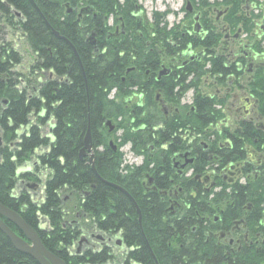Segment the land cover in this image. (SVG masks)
I'll list each match as a JSON object with an SVG mask.
<instances>
[{
  "label": "trees",
  "instance_id": "trees-1",
  "mask_svg": "<svg viewBox=\"0 0 264 264\" xmlns=\"http://www.w3.org/2000/svg\"><path fill=\"white\" fill-rule=\"evenodd\" d=\"M80 1L88 4L95 16L88 13L78 17L73 10L67 13L62 8L65 5L73 8ZM129 3L128 0L120 5L116 0H6L5 5L0 1V25L4 18L9 33L23 36L32 53V62L24 75L19 70L23 62L15 39L0 38L3 145L0 204L17 212L36 230L45 248L65 264H103L118 259L122 264H154L148 247L158 264H260V256L252 248L233 252L227 260L219 254L212 256L223 248L212 247L205 239H210L216 229L218 224H212L211 220L223 208L228 195L223 191H206L201 182L193 179L203 168V160L193 167L191 176L172 177L169 157L179 141L171 136L179 120L173 117L166 130L158 128L153 132L160 113L150 104L147 94L142 108L133 107L131 112L125 107L124 98L135 91L134 87L146 91V48L142 40L146 35L140 37L135 32L140 21L135 24L136 19L129 16ZM10 7L20 12L22 18L15 17ZM114 10L122 16L123 33L107 39L104 17ZM156 19L157 23L161 22L160 18ZM91 34L94 45L86 41ZM161 37L157 31L153 43L164 42ZM153 53L155 62L157 52ZM131 65L135 70L126 72ZM171 80L174 86L175 77ZM113 89L115 93L110 97ZM170 99L176 102L175 97ZM204 105L205 101H198L199 113ZM88 116L95 171L87 157L78 158ZM107 118L118 121L117 130L121 132L115 136L116 144L129 143L131 151L143 157L140 165L123 164L122 152L108 146L111 137L103 130ZM50 119L54 138L51 142L42 134L44 124ZM191 120L184 118L180 122ZM145 123L150 127L139 128ZM162 137L173 143L168 150H150L155 138ZM46 146L48 152L35 155L36 149ZM33 159L37 164L31 171L17 172V168ZM147 173L153 178L155 190L144 186ZM171 177L182 189L173 198L177 204L170 214L169 196L159 192L168 186ZM20 180L40 183L41 190L34 193ZM111 184L126 191L135 201L140 224L130 197ZM244 190H237L239 201L252 197L250 192L243 195ZM64 195H68L66 200ZM235 213L234 209L225 207L222 222L234 219ZM4 222L16 232L11 223ZM250 228L255 231L254 221ZM82 231L97 232L104 238L119 234L127 252L117 256V249L107 243L99 250L91 244L84 246L80 254L72 253V245ZM0 264L37 263L18 252L0 232Z\"/></svg>",
  "mask_w": 264,
  "mask_h": 264
},
{
  "label": "flooded vegetation",
  "instance_id": "flooded-vegetation-1",
  "mask_svg": "<svg viewBox=\"0 0 264 264\" xmlns=\"http://www.w3.org/2000/svg\"><path fill=\"white\" fill-rule=\"evenodd\" d=\"M0 1L6 5V0ZM73 8L80 17L88 13L95 16L81 1ZM128 9L135 24L143 18L144 11L135 2L130 1ZM177 15L180 19L172 34L158 29L164 40L158 44L153 43L156 32L142 24L140 37L146 35V91L134 87L135 91L124 98V105L131 112L135 107L142 108L147 94L160 113L153 132L166 130L170 119L176 117L179 122L171 137L179 142L169 157L172 177L189 174L203 160L205 164L195 180H207L202 183L207 191L228 195L211 220L218 224L216 229L210 239H205L212 247L223 248L212 256L219 254L227 260L233 252L252 248L264 264V0H182ZM113 16L117 22L113 33L108 26L107 39L123 33L122 16L115 10L110 18ZM153 52H157L155 62ZM134 70L131 65L126 72ZM137 94L141 96L136 98ZM172 97L176 102L168 100ZM200 100L205 101L202 113L198 109ZM184 118L192 120L182 124ZM149 125L145 123L141 129ZM172 144L165 137L155 138L150 148L167 151ZM172 177L163 190L175 197L182 188ZM238 188H245L243 195L250 192L252 197L239 201ZM148 189H156L153 178ZM225 207L234 209L236 216L222 222ZM252 221L255 231L250 228Z\"/></svg>",
  "mask_w": 264,
  "mask_h": 264
},
{
  "label": "rangeland",
  "instance_id": "rangeland-1",
  "mask_svg": "<svg viewBox=\"0 0 264 264\" xmlns=\"http://www.w3.org/2000/svg\"><path fill=\"white\" fill-rule=\"evenodd\" d=\"M125 1L126 0H116V3H118L120 5V4H123ZM128 1L135 2L144 11L143 16H142L143 18L140 19L139 27H137L135 29V32L139 35L144 30L142 24L146 25L147 28H149L148 27V25H149L151 27L150 28L151 32H157L158 29H160V28L164 29L165 32H167V31H173L174 27L176 26V22L178 23V20L180 19L179 15H177V13H178L179 5H180L182 0H128ZM62 8L64 11H66L68 9V6L65 5ZM165 10H168V11H165ZM77 11H75L76 15H78ZM163 11H165V12H163ZM116 18H117L116 16H113V18L111 20H109V23H108L109 24L108 26L111 27V29L109 31L112 33L114 31V25L116 23V21H115ZM156 18H160L162 23L161 22L157 23ZM3 20L4 21H2V19H1L2 24L0 25V29H2V32L0 34V38L4 37V35L6 36V34H5L6 29L9 30V28L6 26L7 23H6L4 18H3ZM140 26H141V28H140ZM114 36H117V35H114ZM6 39L7 40L8 39L9 40L15 39V42H16L15 46H16L17 50L19 51V53L21 54L22 62H23V67H21L19 70L22 74L25 75L27 72V68L29 67V65L32 62V53L28 48V45H27L25 38L23 36H16V35L14 36V34H12L10 32L9 34H7ZM142 40L144 43L146 40L145 36ZM125 98H127V96H125ZM32 119L34 120V118H32ZM110 120H111L112 124H114L116 127V129L114 130V133L112 135H110V137L113 140V142L116 143L115 136L119 135V133H120L117 130V127H118L117 122L118 121L114 120L113 118H111ZM48 122L52 123L53 121L50 119V120H48ZM103 130H104V132H107V126L104 127ZM47 133H48V123H45L43 128H42V134L46 135ZM47 139H48V137H47ZM2 146L3 145L0 144V147H2ZM118 149L120 151H122V154H123L122 157H124L125 161L129 162L130 159L128 157L130 154L127 151L128 150L127 146H118ZM139 162H140V159L133 162V165H136V163L138 164ZM147 181H148L147 177H144V179H143L144 186L149 188V187H151V185L148 184V186H147ZM175 189H176V186H173L172 191H175ZM66 196H68V195H64V198H66ZM167 208H168V212H170V214L174 212L175 206L173 205V200H170L168 202ZM140 221H141V215H140ZM138 223L140 224L139 221H138ZM111 238H112V243H111L112 245L116 244L117 238H120L121 243H123L122 238L120 237L119 234L111 236Z\"/></svg>",
  "mask_w": 264,
  "mask_h": 264
},
{
  "label": "water",
  "instance_id": "water-1",
  "mask_svg": "<svg viewBox=\"0 0 264 264\" xmlns=\"http://www.w3.org/2000/svg\"><path fill=\"white\" fill-rule=\"evenodd\" d=\"M13 13L18 17L21 16L20 13L17 11L13 10ZM51 32H52V34H54L56 37L59 38V35L56 31L52 30ZM86 41L88 43L93 44V42H94L93 35H91L89 38H87ZM71 49H72L75 57L79 61V58L76 54L75 49L72 46H71ZM85 84H86V82H85ZM105 125H108L110 130L113 129V126L111 125L109 120L105 121ZM52 127L53 126L51 125V128ZM0 144H1V142H0ZM110 145H111V142H110ZM112 148L115 149L114 146H112ZM85 155H89L88 161L91 164L92 170L95 171L94 153H93V149H92V139H91V129H90L89 116L87 117V126H86V132H85V135L83 138V145L79 151L78 157H79V159H81ZM150 183L151 182L149 181L148 184H150ZM111 185H113V184H111ZM113 186H115V185H113ZM31 187L35 188L36 185L33 184ZM115 187H117V186H115ZM117 188L119 190H121L122 192H124L125 194H127L128 197H130L131 201L133 202V205L135 206L136 212L138 214V221L140 222V211H139L135 201L131 198V196L126 191H124L123 189H121L119 187H117ZM3 219L8 221L9 223H11L12 225H14L19 230V232L22 234V236H19L14 231H12L7 226V224L4 222ZM0 232H2L6 236V238L10 241L12 246L18 252L31 257L37 264H65L64 261L61 258H59L56 254L50 252L49 250H47L45 248V246L42 244L36 230H34L31 226H29L21 218V216L17 212L9 209L8 207H6L2 204H0ZM96 237L102 241V238L100 235H97ZM83 241H85V239L83 236H81L80 239L77 241V250H76L77 253L80 252V248H81ZM116 243H117V245H120L121 239L117 238ZM148 248H149L150 255H151L153 261L155 262V264H157L155 257L151 252L150 247H148Z\"/></svg>",
  "mask_w": 264,
  "mask_h": 264
},
{
  "label": "bare ground",
  "instance_id": "bare-ground-1",
  "mask_svg": "<svg viewBox=\"0 0 264 264\" xmlns=\"http://www.w3.org/2000/svg\"><path fill=\"white\" fill-rule=\"evenodd\" d=\"M91 129V128H90ZM152 258V257H151ZM153 260V259H152ZM154 262V261H153ZM123 263V262H122ZM121 263V260H115V261H113V262H110L109 264H122ZM155 264V263H154Z\"/></svg>",
  "mask_w": 264,
  "mask_h": 264
}]
</instances>
